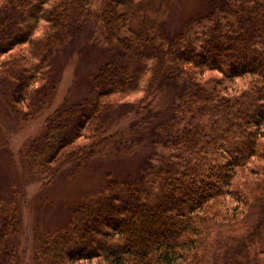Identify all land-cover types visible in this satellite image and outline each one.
I'll use <instances>...</instances> for the list:
<instances>
[{
	"label": "trees",
	"instance_id": "obj_1",
	"mask_svg": "<svg viewBox=\"0 0 264 264\" xmlns=\"http://www.w3.org/2000/svg\"><path fill=\"white\" fill-rule=\"evenodd\" d=\"M166 13L167 0H0V83L20 124L54 96L63 53L84 39L107 53L88 95L25 146L31 176L151 149L37 244L39 264H264V0H212L177 32ZM20 201L0 198V264H19Z\"/></svg>",
	"mask_w": 264,
	"mask_h": 264
},
{
	"label": "rangeland",
	"instance_id": "obj_2",
	"mask_svg": "<svg viewBox=\"0 0 264 264\" xmlns=\"http://www.w3.org/2000/svg\"><path fill=\"white\" fill-rule=\"evenodd\" d=\"M212 0H167L165 19L172 32L179 31L190 19L208 11ZM107 53L94 51L87 40L81 41L71 52L63 53L57 64V86L54 96L46 95V104L39 116L27 124L16 121L10 109L12 91L0 83V198L8 202L15 193L20 195V232L12 237L19 264H39L36 247L52 230H65L76 205L92 197L111 178H133L138 167L150 154L148 145L135 154H110L93 160L76 175L65 167L51 183L31 176L27 170L25 146L43 130L45 120L65 102L75 103L85 98L92 79L106 64ZM158 106L165 111L172 101L169 91ZM134 117L117 123L111 133L126 130ZM81 264H90L81 262Z\"/></svg>",
	"mask_w": 264,
	"mask_h": 264
}]
</instances>
